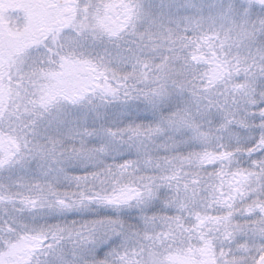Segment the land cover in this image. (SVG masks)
I'll return each instance as SVG.
<instances>
[{
    "label": "snow or ice",
    "instance_id": "snow-or-ice-1",
    "mask_svg": "<svg viewBox=\"0 0 264 264\" xmlns=\"http://www.w3.org/2000/svg\"><path fill=\"white\" fill-rule=\"evenodd\" d=\"M0 264H264V0H0Z\"/></svg>",
    "mask_w": 264,
    "mask_h": 264
}]
</instances>
